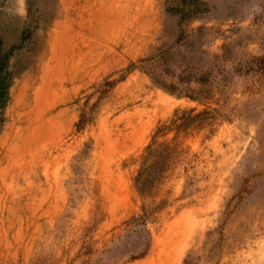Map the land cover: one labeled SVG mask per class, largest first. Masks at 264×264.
<instances>
[{"label":"rangeland","instance_id":"obj_1","mask_svg":"<svg viewBox=\"0 0 264 264\" xmlns=\"http://www.w3.org/2000/svg\"><path fill=\"white\" fill-rule=\"evenodd\" d=\"M5 30L0 264H264V0H0Z\"/></svg>","mask_w":264,"mask_h":264},{"label":"trees","instance_id":"obj_2","mask_svg":"<svg viewBox=\"0 0 264 264\" xmlns=\"http://www.w3.org/2000/svg\"><path fill=\"white\" fill-rule=\"evenodd\" d=\"M6 30L0 33V107L4 106L6 101L8 100V88L10 86V82L6 83V75L12 74L11 71L8 69V65L12 58H15L16 51L20 50V44L24 40L28 39L30 36H25L21 34L19 36H10L6 35ZM20 52L17 53V56Z\"/></svg>","mask_w":264,"mask_h":264}]
</instances>
